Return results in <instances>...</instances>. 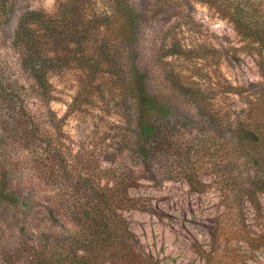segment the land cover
Segmentation results:
<instances>
[{"label": "trees", "instance_id": "obj_1", "mask_svg": "<svg viewBox=\"0 0 264 264\" xmlns=\"http://www.w3.org/2000/svg\"><path fill=\"white\" fill-rule=\"evenodd\" d=\"M150 1L142 9L135 0H58L52 12L27 8L13 32L11 50L17 59L12 64L1 49L0 35V219L12 208H22L18 241L13 247L4 245L3 264H160L125 215L131 209L152 210L149 199L130 194L144 176L132 166L120 169L121 162L98 173L92 164L103 155L111 165L126 157L139 161L154 182L182 178L196 190L205 186L188 125L194 115H178L170 102L152 94L148 73L140 65L146 13L150 20L171 16L179 0ZM198 1L233 24L256 56L262 82L242 87L221 82V51L212 44L188 42L175 27L164 31L156 61L204 123L220 135L227 129L231 133L232 151L238 156L222 157L220 151L208 156L222 191L232 192L226 176L238 180L231 167L256 164L255 171L245 172L247 180L250 171L256 172L252 189L244 193L238 186L234 191L259 209L264 194V4ZM16 4L0 0V33ZM67 72L79 73L82 80L67 113L57 118L51 108L56 98L53 78ZM231 94L246 108L229 123L223 106ZM30 95L45 113L29 109ZM79 112H94V124L90 141L74 151L64 120ZM25 172L32 178L27 180ZM40 183L54 195L44 198Z\"/></svg>", "mask_w": 264, "mask_h": 264}, {"label": "rangeland", "instance_id": "obj_2", "mask_svg": "<svg viewBox=\"0 0 264 264\" xmlns=\"http://www.w3.org/2000/svg\"><path fill=\"white\" fill-rule=\"evenodd\" d=\"M135 1L141 9L147 8L151 2ZM258 2L264 4V0ZM57 4L58 0H17L15 10L4 22L0 33L1 49L9 55L11 64L17 59V55L11 50V42L21 13L27 8H45L52 12L56 10ZM143 25L140 65L148 73L149 90L158 98L170 102L176 114L189 112L194 115L192 116L194 121L188 125L194 132L192 140L199 156L197 162L201 165L198 166L200 178L205 182V186L201 190H196L182 178L154 182L148 178L151 173L146 167L139 161L133 162L129 157L117 160V165L115 162L111 165L103 155L92 166L94 165L98 173L100 170L103 173L106 168L115 169L121 162L120 169L125 165L132 166L137 175L144 176L137 179L134 184L137 186L130 189V194L149 199L152 210L131 209L126 211L125 215L145 250L160 264H264V194L259 196L260 208L257 209L250 200L242 199L244 197L242 194L236 197L234 191L240 190L238 186L243 188L244 193L245 190L252 189L250 183L253 182L256 172L250 171L252 174L250 180H247L245 172L252 169L255 171L256 164L255 167L244 163L239 167H231L229 172L238 180L234 182L226 176L232 192L222 191L217 173L211 165L212 160H209L208 156L220 151L222 157L229 155L235 159L238 155L232 151L231 133L227 132V129L220 135L208 122L204 123L203 116L167 81L163 69L156 61L159 43L164 31L169 27H175L188 42L197 40L202 44H212L221 51V82L227 81L240 87L261 83L263 78L256 56L248 50L246 42L236 32L231 22L222 19L198 0H179L178 8L171 16L163 15L150 20L146 13ZM217 79L218 77L214 78L215 81ZM80 80L82 77L79 73L72 72L53 78L56 98L51 108L57 118L64 117L67 113L69 104L79 90ZM21 82L24 83L23 80ZM27 102L29 109L34 113H45L46 110L43 111L37 98L30 95ZM223 107L224 111L228 112L229 123L243 115L246 108L243 101L234 94L225 99ZM93 113L79 112L66 115L64 130L74 141V151L79 147L81 149L79 143L90 141L94 124ZM43 117L48 121L46 114H43ZM113 119L118 121L117 118ZM200 133H207V136ZM89 149L93 147L89 146ZM221 160L226 164V158ZM262 161L264 163V158ZM222 165L224 164L219 166V170L223 169ZM24 177L28 180L32 175L25 172ZM37 185L38 189L42 188L40 194L44 198L54 195L51 187L43 183ZM21 209L14 207L10 210V216L0 219V264H3L1 253L2 249H5L4 245L10 242V246L13 247L18 241L16 235L22 227L18 220ZM66 223L72 227L68 220ZM56 229L60 230L59 227Z\"/></svg>", "mask_w": 264, "mask_h": 264}]
</instances>
